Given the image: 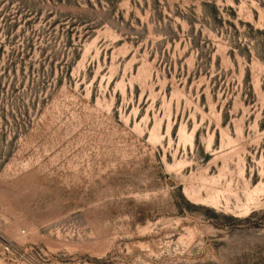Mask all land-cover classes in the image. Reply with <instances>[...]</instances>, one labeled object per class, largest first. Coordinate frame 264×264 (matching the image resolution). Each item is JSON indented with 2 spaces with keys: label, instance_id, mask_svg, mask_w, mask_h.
Returning a JSON list of instances; mask_svg holds the SVG:
<instances>
[{
  "label": "rangeland",
  "instance_id": "1",
  "mask_svg": "<svg viewBox=\"0 0 264 264\" xmlns=\"http://www.w3.org/2000/svg\"><path fill=\"white\" fill-rule=\"evenodd\" d=\"M0 264H264V0H0Z\"/></svg>",
  "mask_w": 264,
  "mask_h": 264
}]
</instances>
